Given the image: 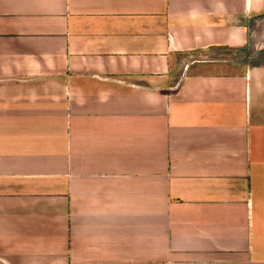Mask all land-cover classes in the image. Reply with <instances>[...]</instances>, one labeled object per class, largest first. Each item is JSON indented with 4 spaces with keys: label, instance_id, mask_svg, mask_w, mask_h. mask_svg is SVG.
<instances>
[{
    "label": "crops",
    "instance_id": "0c3cea01",
    "mask_svg": "<svg viewBox=\"0 0 264 264\" xmlns=\"http://www.w3.org/2000/svg\"><path fill=\"white\" fill-rule=\"evenodd\" d=\"M218 48L264 0H0V264H264V59Z\"/></svg>",
    "mask_w": 264,
    "mask_h": 264
},
{
    "label": "rangeland",
    "instance_id": "374dc122",
    "mask_svg": "<svg viewBox=\"0 0 264 264\" xmlns=\"http://www.w3.org/2000/svg\"><path fill=\"white\" fill-rule=\"evenodd\" d=\"M211 58L225 62L232 70L241 69L246 64H255L262 61L264 59V51L255 52L251 48H247L245 51L218 48V51Z\"/></svg>",
    "mask_w": 264,
    "mask_h": 264
},
{
    "label": "trees",
    "instance_id": "16d2710c",
    "mask_svg": "<svg viewBox=\"0 0 264 264\" xmlns=\"http://www.w3.org/2000/svg\"><path fill=\"white\" fill-rule=\"evenodd\" d=\"M243 51H245L246 50V48H244V49H242Z\"/></svg>",
    "mask_w": 264,
    "mask_h": 264
}]
</instances>
